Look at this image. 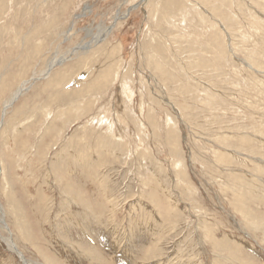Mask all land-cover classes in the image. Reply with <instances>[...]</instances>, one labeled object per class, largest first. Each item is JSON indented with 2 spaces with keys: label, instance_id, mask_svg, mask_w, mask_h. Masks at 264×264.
I'll list each match as a JSON object with an SVG mask.
<instances>
[{
  "label": "rangeland",
  "instance_id": "rangeland-1",
  "mask_svg": "<svg viewBox=\"0 0 264 264\" xmlns=\"http://www.w3.org/2000/svg\"><path fill=\"white\" fill-rule=\"evenodd\" d=\"M127 1L0 0L17 247L34 264H264V0H149L116 21ZM8 235L0 264H27Z\"/></svg>",
  "mask_w": 264,
  "mask_h": 264
},
{
  "label": "bare ground",
  "instance_id": "bare-ground-1",
  "mask_svg": "<svg viewBox=\"0 0 264 264\" xmlns=\"http://www.w3.org/2000/svg\"><path fill=\"white\" fill-rule=\"evenodd\" d=\"M130 1V0H129ZM148 1L149 0H138L137 2H135V3H128L129 4V7H127V9L124 11V12H118L117 13V15H116V21L117 20H121V19H123L126 15H130L131 14V12L133 11V10H135L136 8H138L140 5H146L147 3H148ZM128 1L127 0H125V2L124 3H127ZM5 3V2H4ZM88 8V7H87ZM86 8V9H87ZM99 41V43H100V41H102L101 39H97V42ZM88 47H89V44H86V45H83V46H81V47H78V48H80V49H82V50H87L88 49ZM65 59L62 57V58H59L58 57V59H55V60H53L52 62H50V64H49V69L45 72V74H47V73H49L52 69H53V67L55 66V65H57V64H61V63H63V61H64ZM161 67V66H160ZM109 69H108V67H106V69L105 70H103V73H106V72H109L108 71ZM101 71V70H100ZM31 80H34V79H30V80H26V81H22L21 83H20V85L11 93V95L9 96V98H8V100H6V101H4V103L2 104L3 105V109H2V117H5V115L7 114V112H8V109L10 108V107H12V105H14V102H16L18 99H20V97L22 96V95H24L25 94V92H27L28 90H29V86H30V83L32 82ZM125 84V83H124ZM126 85V84H125ZM124 85V86H125ZM127 89H128V87H126ZM124 91V90H123ZM126 91H128V90H126ZM122 93V92H121ZM127 93V92H126ZM124 94H125V92H124ZM126 96H130V93H127L126 94ZM128 98H130V100L132 99L131 97H128ZM126 99V98H125ZM123 100V99H122ZM128 100V99H127ZM100 101V100H99ZM131 103V102H130ZM128 108H129V106H127ZM114 110V109H113ZM176 110V109H175ZM115 111H113V114H112V117L114 118L115 117ZM92 121V120H91ZM117 123V122H116ZM4 123L2 122V121H0V130H1V128H2V125H3ZM118 124V123H117ZM118 128H119V126H118ZM138 138V137H137ZM108 140V139H107ZM114 144V143H113ZM160 149V148H159ZM3 170H4V167H3V165H2V160H1V157H0V177H1V175H2V173H3ZM8 195V194H7ZM10 196V195H9ZM11 199V198H10ZM11 201V200H10ZM83 204V203H82ZM3 205L0 203V213L2 214H0V228H4V229H6L8 232H9V235L7 236V237H3V239H4V241L6 242V244L8 245V247H10V249H12L13 251H15L18 255H19V257L22 259V261L24 262V263H27V264H34V262H32V261H30L29 259H27L24 255L25 254H23V252L17 247V244L15 243V241H14V239H13V236H12V232H11V230H10V228H9V226H8V224L5 222V220H4V218H5V216H4V209H3ZM23 226V225H22Z\"/></svg>",
  "mask_w": 264,
  "mask_h": 264
}]
</instances>
